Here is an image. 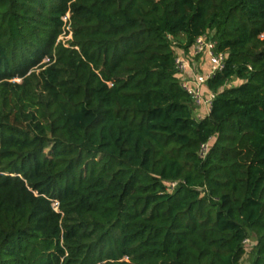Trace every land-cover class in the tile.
I'll list each match as a JSON object with an SVG mask.
<instances>
[{"label":"trees","instance_id":"1","mask_svg":"<svg viewBox=\"0 0 264 264\" xmlns=\"http://www.w3.org/2000/svg\"><path fill=\"white\" fill-rule=\"evenodd\" d=\"M211 32L227 62L198 121L174 43ZM249 256L264 264V0H0V264Z\"/></svg>","mask_w":264,"mask_h":264},{"label":"built area","instance_id":"2","mask_svg":"<svg viewBox=\"0 0 264 264\" xmlns=\"http://www.w3.org/2000/svg\"><path fill=\"white\" fill-rule=\"evenodd\" d=\"M69 20L70 14L63 17V21L66 25L65 28H69L68 33L72 36ZM214 36V32H211L198 37L188 52L184 49H179L177 47L178 44L176 42L174 43L176 50L175 69L177 77L180 79L182 88L193 100L196 108L195 118L198 121L207 117L213 108L216 95L209 90V81L215 78L218 73L223 72L226 68L227 54L224 52H217V42L214 40ZM48 61L49 59L47 58L45 63ZM196 64L202 69L201 72L195 71ZM205 65L207 67H205ZM232 86L233 83L228 85V87ZM203 111H205V113H203ZM211 141L202 145L200 152L201 158H206L212 147ZM176 185L177 183L169 184L168 190L173 191ZM53 206L58 210V203L55 202ZM247 241L249 240L244 242L245 245Z\"/></svg>","mask_w":264,"mask_h":264},{"label":"rangeland","instance_id":"3","mask_svg":"<svg viewBox=\"0 0 264 264\" xmlns=\"http://www.w3.org/2000/svg\"><path fill=\"white\" fill-rule=\"evenodd\" d=\"M68 30H69V28L68 27H66L65 28V32L63 33V35H61V37L59 38L60 39V41H62V42H64L65 44H66V46L67 47H69V43H67L69 40H71V38H72V36H71V34H69L68 33ZM215 34V33H214ZM44 62H46V59L44 60ZM206 64V63H205ZM205 67H207L206 65H205ZM195 71L197 72H201L202 71V69H200V67L196 64L195 65ZM195 72V73H196ZM18 82H20V80H18ZM243 81H239V80H237V81H235L234 83H233V86H238V85H240L241 83H242ZM216 141V138H214L212 141H211V145L213 146V144H214V142ZM171 186V185H170ZM57 203V202H56ZM255 238L253 237V238H249V241H247V243H246V248L248 249V251L250 252L251 250H252V248L254 247V245H255ZM250 259H251V257L249 256V258L246 260V264H249L250 263Z\"/></svg>","mask_w":264,"mask_h":264},{"label":"crops","instance_id":"4","mask_svg":"<svg viewBox=\"0 0 264 264\" xmlns=\"http://www.w3.org/2000/svg\"><path fill=\"white\" fill-rule=\"evenodd\" d=\"M203 113H205V111H203Z\"/></svg>","mask_w":264,"mask_h":264}]
</instances>
